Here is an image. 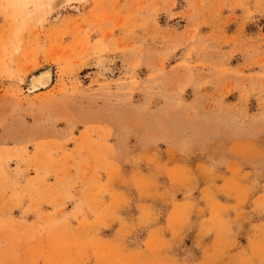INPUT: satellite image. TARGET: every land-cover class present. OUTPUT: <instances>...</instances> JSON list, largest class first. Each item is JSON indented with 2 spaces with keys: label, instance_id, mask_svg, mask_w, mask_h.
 I'll use <instances>...</instances> for the list:
<instances>
[{
  "label": "rangeland",
  "instance_id": "rangeland-1",
  "mask_svg": "<svg viewBox=\"0 0 264 264\" xmlns=\"http://www.w3.org/2000/svg\"><path fill=\"white\" fill-rule=\"evenodd\" d=\"M0 264H264V0H0Z\"/></svg>",
  "mask_w": 264,
  "mask_h": 264
},
{
  "label": "bare ground",
  "instance_id": "bare-ground-1",
  "mask_svg": "<svg viewBox=\"0 0 264 264\" xmlns=\"http://www.w3.org/2000/svg\"><path fill=\"white\" fill-rule=\"evenodd\" d=\"M42 4V3H41ZM50 73L48 71L41 72L34 81L35 87H44L46 86L50 81Z\"/></svg>",
  "mask_w": 264,
  "mask_h": 264
}]
</instances>
